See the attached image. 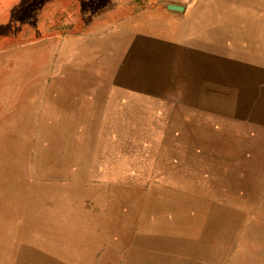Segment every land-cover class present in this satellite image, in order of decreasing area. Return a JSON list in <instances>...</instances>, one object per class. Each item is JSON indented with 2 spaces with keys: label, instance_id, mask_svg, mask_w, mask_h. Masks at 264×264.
Returning <instances> with one entry per match:
<instances>
[{
  "label": "crops",
  "instance_id": "1",
  "mask_svg": "<svg viewBox=\"0 0 264 264\" xmlns=\"http://www.w3.org/2000/svg\"><path fill=\"white\" fill-rule=\"evenodd\" d=\"M112 23L98 24L83 34L80 59L68 64L75 81H35L25 87L20 79L2 84L0 148H6L8 135L14 148H56L55 129L60 126L63 131L72 130L63 137V148H86L83 179L69 182L73 190L83 186V229L73 230L70 225L57 229L55 174L51 180L45 177L46 166L47 171L50 168L49 161L47 165L43 161V166L35 168L37 178L30 182L25 177L11 181L14 186L33 188L31 212L19 208L16 199L8 198L4 187L11 207L1 208L0 214L16 218L13 224L3 225L5 230L1 228L2 242L16 233L10 237L16 256H4V262L167 264L166 250L171 242L164 236L154 237V222L162 220L168 223V231L183 233L188 230L181 229L184 223L194 229L198 216L194 212L202 209L231 218V225L249 215L254 222L264 215V59L225 43L226 36L221 33L208 35L168 25H163L162 31L160 24L152 23L137 30L130 23L113 27ZM15 67L22 71L21 64ZM40 86L43 89L38 91ZM39 93L43 108H31L24 115L18 106ZM33 100L38 105L37 97ZM8 105H15V109L11 107L10 111ZM25 117L39 122V128L44 122L46 144L39 143V133L34 142L32 136L24 135ZM137 122L142 123L146 136L163 138L161 143L166 148L160 151H172L177 159L173 167L161 163L154 190L148 188L140 197L136 183L121 176L119 161L111 171L89 177L93 162L88 159L90 148H117L118 153L121 138L136 136ZM76 127L82 128L78 137ZM124 146L127 150L135 148L133 143L132 147L129 143ZM195 148L200 150L196 152ZM51 164V172H55L54 161ZM202 171L206 176L199 178ZM77 199V195L70 194V200ZM126 201L134 209L121 210V203ZM46 204L47 209L43 207ZM151 215L156 219L149 221ZM25 217L35 218L38 223L23 228ZM136 217L145 219H139L137 226L120 224ZM41 221L49 224H40ZM87 222L92 223L90 227ZM254 226L263 231L262 226ZM82 231L83 240H72L71 236L56 239V232ZM87 233L90 235L85 237ZM57 243L67 249L60 252L61 256L54 251ZM69 245L75 249L74 254Z\"/></svg>",
  "mask_w": 264,
  "mask_h": 264
},
{
  "label": "rangeland",
  "instance_id": "2",
  "mask_svg": "<svg viewBox=\"0 0 264 264\" xmlns=\"http://www.w3.org/2000/svg\"><path fill=\"white\" fill-rule=\"evenodd\" d=\"M169 4L180 5L183 9L171 10L167 7ZM109 22H113L111 26L130 23L129 26L133 24L137 30L143 29L145 24L152 23L160 24L158 28L163 29L162 31L165 27L163 25H168L172 28L184 27L189 31L208 35L221 33L226 36L225 43L238 45L247 49L253 57L256 55V58L264 59V0H0V90L3 82L10 83L20 79L24 81L25 87H30L35 81L61 82L69 79L75 81V76L68 71L70 68L68 64L73 62L72 60L80 59L79 51L83 34L98 24ZM120 28L124 29L123 26ZM16 64L22 65V71H16ZM41 89L43 88L38 91ZM34 97H37L38 105L32 103ZM25 100L26 104L18 106L19 110L22 108L24 115L29 113L31 108L34 110L43 108L40 104L41 93ZM1 107L0 104V110ZM11 107L12 110L15 109V105H8L10 111ZM155 114L158 116V109ZM26 120L25 117L24 135L29 138L32 136L34 142V138H37L36 134L39 133L41 135L39 143L46 144L42 131L44 122H41L39 128V122ZM56 123L62 125V122ZM47 124L48 122L45 121V125ZM141 124L137 122L135 137L120 139L118 153L117 148H90L92 153H90L91 158L88 156V159L92 160L93 167L89 177H97L103 172L111 171L115 161H119L121 176L129 177L131 182L136 183L137 196L144 195L148 188L154 190L155 183L160 179L161 163L173 167L177 159L172 151L168 153L160 151V148H166L161 143L163 138L146 136ZM55 130L56 148H14L13 139L8 135L6 148H0V213L1 208L11 207V202L5 198L4 187L8 191V198L16 199V202H20L19 208L31 212L33 188L24 189L22 185L14 186L11 181L14 178L22 180L25 177L30 182L33 178H37L35 168L39 165L43 166L41 162L46 161L47 165L49 161L50 171H47L46 166L45 177L48 175L51 180L52 174H55L53 175L56 179L54 208L57 229L70 225L73 230H82L83 200L81 199L83 197L80 193H83V186L78 185L77 190H73L74 187L69 185V182L73 178L83 179V158L86 156V148H71L70 145L63 148L61 141L68 132L72 133V130L63 131L62 126ZM81 131V127L75 128L76 137ZM25 140L27 141L26 138ZM126 143H129L130 147L132 143L135 144L134 150H131L132 148L127 150L124 146ZM194 150L197 152L200 149ZM52 161L55 163V172H51ZM133 162L135 165L131 166ZM22 165H24V173ZM205 176L204 171L199 174V178ZM72 193L77 195V200H70ZM138 204L137 202L136 207ZM43 207L47 209L48 205ZM120 208L124 212L134 209L127 201L121 203ZM86 210L88 209L84 210L88 214ZM194 215H198L194 229L191 230V227L184 223L181 229L188 230L183 233L168 231V223L162 220L153 223L154 237L164 236L167 242L173 244L172 246L169 244L166 250L167 264H264V215H260L255 222L249 215L241 218V221L239 219L237 225L230 224L231 218L229 220L224 216H214L209 211L204 212L203 209L202 212H194ZM139 219L143 221L145 218L136 217L134 221L132 219L130 222L120 221V224L130 223L137 226L141 223ZM148 219L153 221L156 217L151 215ZM14 221L16 218H7L6 215L0 214V264H10L8 261L4 262V256L7 258L16 256V250L10 246V237L16 236V233L8 235V240H5L7 244L1 241V228L4 227L5 230L6 226L3 225L8 222L13 224ZM106 221L104 219L105 224ZM37 223L35 218L25 217L23 228ZM40 224L49 223L41 221ZM91 224L87 222L88 227ZM254 225L262 226L263 231L256 230ZM13 229H20V226ZM65 230L70 229L65 228ZM83 235V231L82 233L56 232V239L58 241L63 240L64 236H71L72 240H83ZM89 235L90 233H87L85 237ZM111 236L113 239L117 238L114 234ZM68 248L70 253L74 254L75 249L70 245ZM64 250L67 251L66 248H62L61 243L55 245L54 251L57 256H61L60 252Z\"/></svg>",
  "mask_w": 264,
  "mask_h": 264
},
{
  "label": "water",
  "instance_id": "3",
  "mask_svg": "<svg viewBox=\"0 0 264 264\" xmlns=\"http://www.w3.org/2000/svg\"><path fill=\"white\" fill-rule=\"evenodd\" d=\"M167 7H168L169 9H171V10H182V9H183L182 6H180V5H176V4H169Z\"/></svg>",
  "mask_w": 264,
  "mask_h": 264
}]
</instances>
